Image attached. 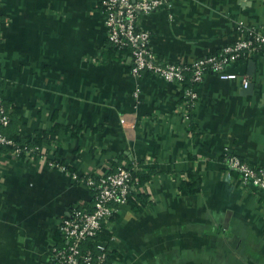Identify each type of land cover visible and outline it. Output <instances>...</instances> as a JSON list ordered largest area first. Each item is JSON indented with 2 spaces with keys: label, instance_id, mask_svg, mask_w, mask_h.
<instances>
[{
  "label": "crops",
  "instance_id": "obj_1",
  "mask_svg": "<svg viewBox=\"0 0 264 264\" xmlns=\"http://www.w3.org/2000/svg\"><path fill=\"white\" fill-rule=\"evenodd\" d=\"M173 3L139 17L164 62L190 64L246 38V27L264 28L263 0ZM100 4H0L3 133L42 138L44 154L0 151V264H48L62 218L92 204L81 176L127 166L152 175L132 186L146 205H120L106 224L113 264H264V192L227 164L235 155L264 167V53L229 64L235 80L207 73L187 117L182 85L134 76L131 56L108 49ZM192 172L200 190L185 192Z\"/></svg>",
  "mask_w": 264,
  "mask_h": 264
},
{
  "label": "built area",
  "instance_id": "obj_2",
  "mask_svg": "<svg viewBox=\"0 0 264 264\" xmlns=\"http://www.w3.org/2000/svg\"><path fill=\"white\" fill-rule=\"evenodd\" d=\"M2 0H0L1 4ZM264 2V0H263ZM173 0H101L104 22L107 27L108 41L120 50L131 51L130 71L134 76L150 72L162 79L183 86L186 98L185 112L190 117L189 108H194L198 92L193 86H185L188 75L192 83L199 84L207 73H216L223 80H235L238 75L226 71V67L251 52L264 53V28L246 27L248 36L228 45L215 54L202 56L190 64H176L162 61L151 46V35L140 27L139 17L162 8L173 7ZM243 26V23H240ZM244 78V87L249 85ZM138 93H136V96ZM187 106V107H186ZM10 118L4 106L0 77V146L15 145L13 139L3 133ZM122 123L126 125L125 119ZM37 151L44 156L41 147L22 148L16 146L10 151L15 157L22 152L31 154ZM51 167L67 170L64 165L49 161ZM230 171L238 174L244 187H254L264 192V167L254 168L235 155L227 158ZM118 167L117 170L100 176H89L85 180L93 190V208L75 207L65 215L59 225L62 244L54 245L50 250L48 264H108L109 245L96 241L91 247L88 241L94 239L102 230V225L118 211L120 205L128 201L135 179L132 170L135 167Z\"/></svg>",
  "mask_w": 264,
  "mask_h": 264
},
{
  "label": "trees",
  "instance_id": "obj_3",
  "mask_svg": "<svg viewBox=\"0 0 264 264\" xmlns=\"http://www.w3.org/2000/svg\"><path fill=\"white\" fill-rule=\"evenodd\" d=\"M101 5V4H100ZM101 7V9H102V6H100ZM108 49L111 51V52H113V53H115L116 55H117V52L118 51H120V52H122V53H126V54H128L129 56H131V51L129 50V49H123V50H120L118 47H116V46H114L113 44H111L109 41H108ZM131 59H132V57H131ZM131 70V69H130ZM145 74H151L150 72H144ZM189 77H190V75H188V78H187V81H186V84H185V86L187 85V86H193V87H196V85L197 84H195V83H192L191 81H190V79H189ZM182 103L184 104V105H186V98L183 96V98H182ZM5 106V105H4ZM187 107V106H186ZM6 109V108H5ZM192 111H193V108H189L188 109V112H189V114H190V116H192ZM7 112V111H6ZM8 116H9V114H8ZM9 118H10V116H9ZM10 123V122H9ZM9 125V124H8ZM7 127V126H6ZM5 128V127H4ZM5 134V133H4ZM7 137H9V138H11V139H13L14 140V142H15V145H1L0 146V151L2 150V149H4L5 151H7V152H10V151H13L14 149H15V147L16 146H20V147H22V148H34V147H41L42 146V138H40V139H34V140H27V141H23V140H21V139H18V138H14V137H11V136H8V135H6ZM26 154H25V151H23L22 152V154H21V156L20 157H24ZM41 154L39 153V152H37L36 150L34 151V152H31V154H30V156L29 157H32V158H35V157H38V156H40ZM48 160L50 161H54L55 163H57V164H60V165H63V163H61L62 161H59V160H57V158H53V159H47V162H48ZM128 168H132L131 166H127ZM70 169V168H69ZM115 170H117V169H114V170H112V171H115ZM70 171L71 172H73L71 169H70ZM111 172V171H110ZM132 172H133V177L135 178V179H137V181L135 180L134 181V184L133 185H136V186H140V185H142L143 183H145L146 181H148L149 179H150V177H151V172H139V171H137V170H132ZM234 172V171H233ZM89 176H95V175H88L87 177H89ZM83 178H86V177H83V176H81V179H83ZM200 185H201V182H200V177L198 176V174L197 173H189V176H188V179L187 180H185L184 181V183H183V185H182V189L185 191V192H196V191H199L200 190ZM91 190V189H90ZM91 194H92V204H91V206L90 207H87V208H89L90 210L93 208V190H91ZM134 194H135V192H134V190H132V188H131V192H130V194H129V197H128V201H127V203L126 204H128V205H131V203L133 204V205H136L137 207H144L145 205H146V202H143V201H141L139 198H138V196L136 197V199L134 198L135 196H134ZM118 212V211H117ZM117 212L115 213H113L110 217H109V219H108V221L107 222H104L103 223V225H102V230L99 232V234L94 238V239H91V240H89L88 241V244H89V246H93L94 245V243L96 242V241H102V242H105L106 244H108L109 245V242L111 241V238H112V232L109 230V228H107V223L109 222V221H111L114 217H115V215L117 214ZM59 235H60V237L59 238H57L58 239V244L57 245H61L62 244V242H63V239H62V237H61V234H60V232H59ZM112 258H113V254H112V251H110V249L108 250V264H113V260H112Z\"/></svg>",
  "mask_w": 264,
  "mask_h": 264
},
{
  "label": "water",
  "instance_id": "obj_4",
  "mask_svg": "<svg viewBox=\"0 0 264 264\" xmlns=\"http://www.w3.org/2000/svg\"><path fill=\"white\" fill-rule=\"evenodd\" d=\"M250 87H252V86L248 85V87L246 89L248 90Z\"/></svg>",
  "mask_w": 264,
  "mask_h": 264
}]
</instances>
